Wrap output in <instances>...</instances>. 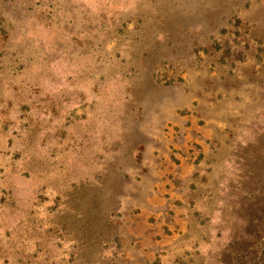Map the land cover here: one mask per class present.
<instances>
[{
	"label": "rangeland",
	"instance_id": "rangeland-1",
	"mask_svg": "<svg viewBox=\"0 0 264 264\" xmlns=\"http://www.w3.org/2000/svg\"><path fill=\"white\" fill-rule=\"evenodd\" d=\"M0 264H264V0H0Z\"/></svg>",
	"mask_w": 264,
	"mask_h": 264
}]
</instances>
